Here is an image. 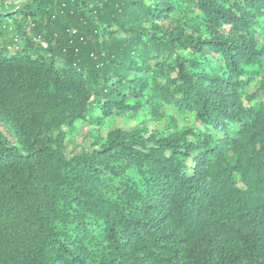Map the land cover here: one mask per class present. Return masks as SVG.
<instances>
[{
    "label": "trees",
    "instance_id": "1",
    "mask_svg": "<svg viewBox=\"0 0 264 264\" xmlns=\"http://www.w3.org/2000/svg\"><path fill=\"white\" fill-rule=\"evenodd\" d=\"M0 7V264H264V0ZM167 109L203 131L70 151Z\"/></svg>",
    "mask_w": 264,
    "mask_h": 264
},
{
    "label": "rangeland",
    "instance_id": "2",
    "mask_svg": "<svg viewBox=\"0 0 264 264\" xmlns=\"http://www.w3.org/2000/svg\"><path fill=\"white\" fill-rule=\"evenodd\" d=\"M24 1V0H16ZM264 38V34L262 35ZM4 38V37H3ZM248 73L254 77V82L250 88V93L255 90L254 85L262 76L258 73L259 69L256 67H248ZM115 129H123L124 131H142L146 137L151 136L154 132H158L161 136L167 137L176 130L195 129L203 131L204 127L201 125L194 113L188 111L185 114H178L174 109H167L162 111V118L155 119L147 113L114 115L105 119L102 125H88L84 123H77L72 129H69L70 151L78 152L81 149L90 147L94 139L105 140L109 132ZM0 131H2L13 142L12 134L7 128L5 122L0 120Z\"/></svg>",
    "mask_w": 264,
    "mask_h": 264
},
{
    "label": "water",
    "instance_id": "3",
    "mask_svg": "<svg viewBox=\"0 0 264 264\" xmlns=\"http://www.w3.org/2000/svg\"><path fill=\"white\" fill-rule=\"evenodd\" d=\"M0 3H1V0H0ZM0 13H1V7H0Z\"/></svg>",
    "mask_w": 264,
    "mask_h": 264
}]
</instances>
